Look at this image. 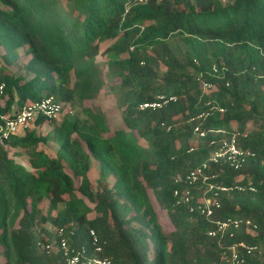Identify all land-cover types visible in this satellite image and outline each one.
<instances>
[{"label": "trees", "instance_id": "1", "mask_svg": "<svg viewBox=\"0 0 264 264\" xmlns=\"http://www.w3.org/2000/svg\"><path fill=\"white\" fill-rule=\"evenodd\" d=\"M223 2L0 0V118L43 98L87 118L66 112L39 132L48 120L38 117L0 141V264L62 261L38 246L57 244L59 228L73 232L72 246H88L94 230L113 264H223L240 242L257 247L240 251L242 264H264V0ZM105 88L121 118L112 134L106 113L86 105ZM160 95L175 101L139 109ZM232 134L249 155L239 170L211 164L209 182L254 192L215 197L207 182L189 188V203L174 198L217 150L210 141ZM204 196L220 203L210 218ZM228 218L256 228L207 235Z\"/></svg>", "mask_w": 264, "mask_h": 264}, {"label": "built area", "instance_id": "2", "mask_svg": "<svg viewBox=\"0 0 264 264\" xmlns=\"http://www.w3.org/2000/svg\"><path fill=\"white\" fill-rule=\"evenodd\" d=\"M139 3L145 2L146 0H137ZM205 88H209V85H204ZM4 84H0V94L2 93ZM175 101L174 96L166 97L160 95L154 101H147L139 106L140 110L155 111L164 106L169 102ZM62 112V105L55 102L52 98H43L37 102L30 103L22 107L13 116H2L0 118V141L8 140L11 135L19 134L24 131L31 122L38 117L50 121L56 119ZM72 113V111H68ZM194 133L198 136V139L205 138V131L196 127ZM211 146L217 145V150L200 166L188 172L179 181L183 182L185 187L183 190L175 189L173 192L174 198L184 203H189V188L193 187L198 183L207 184V191L213 193L217 197L218 192L229 191L231 189L237 191H250L254 192L252 186L244 187L235 185L232 188L224 187L220 185H214L209 182L214 176H209L207 171L211 164H219L223 161L234 170H239L245 162L246 156L249 153L244 152L237 147L236 134L230 135L228 138L221 140L210 141ZM220 203L218 200L204 196L203 197V213L206 217L213 216V209H219ZM242 227L246 229H255L256 226L248 219H216L212 221V227L208 230L207 235L211 238L222 239L225 236L233 237L234 233L239 231ZM58 237L57 244L50 243H38L40 249L44 250L47 254L60 253L62 261L53 264H113L108 257L101 256L103 252V246L100 244V240L94 230H90L88 233L89 244L91 251L88 250V246H72L69 242V236H73V232L67 233L65 229L59 228L54 233ZM256 246L247 245L244 242L233 244L229 247L227 258L223 264H242L244 259L242 258L240 251L245 254H250L256 250Z\"/></svg>", "mask_w": 264, "mask_h": 264}, {"label": "rangeland", "instance_id": "3", "mask_svg": "<svg viewBox=\"0 0 264 264\" xmlns=\"http://www.w3.org/2000/svg\"><path fill=\"white\" fill-rule=\"evenodd\" d=\"M229 1L230 0H224L223 3L227 4ZM19 52H20L19 54L22 58L23 63H26L28 61V58H26L27 55L25 54L24 50L20 49ZM86 105L98 107L106 113V123L110 127V133L109 134H112L121 125L120 114L116 110V107H115V98L112 96V94L109 92L108 89L105 88L98 98L94 99L91 102H87ZM65 108H64L63 112H61V114L56 119H54V121L56 123H58V121H60L64 117V113L70 111V107H67L66 109ZM71 110H72L73 116H79L83 119H87L86 115L82 114L80 108L72 107ZM48 123H49V121H46L45 124L39 128V132H43L44 130L48 131V129H52V124H49L50 126H48L47 125ZM32 124H33V122H31L27 128H29L30 126L32 127ZM15 159H16V157H15ZM16 160L18 162L26 164L25 163V160H26L25 156H20ZM98 176H99L98 175V167L96 165V162L93 161L92 162V170H91V178L95 182L98 180ZM153 206L157 212L158 219H159V222L161 223L162 227L165 230L169 231L171 229V225H170V222L167 219L165 213L161 209H159V207L157 206V203L155 201H153ZM45 226H46V228H49L48 224H46ZM1 262H2V257H1V250H0V263Z\"/></svg>", "mask_w": 264, "mask_h": 264}, {"label": "clouds", "instance_id": "4", "mask_svg": "<svg viewBox=\"0 0 264 264\" xmlns=\"http://www.w3.org/2000/svg\"><path fill=\"white\" fill-rule=\"evenodd\" d=\"M51 121V120H50ZM27 129V128H26Z\"/></svg>", "mask_w": 264, "mask_h": 264}]
</instances>
